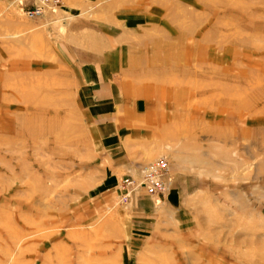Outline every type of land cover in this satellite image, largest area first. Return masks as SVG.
Returning <instances> with one entry per match:
<instances>
[{
  "label": "rangeland",
  "instance_id": "374dc122",
  "mask_svg": "<svg viewBox=\"0 0 264 264\" xmlns=\"http://www.w3.org/2000/svg\"><path fill=\"white\" fill-rule=\"evenodd\" d=\"M22 1L0 0V264H264V0ZM158 158L165 189L124 198Z\"/></svg>",
  "mask_w": 264,
  "mask_h": 264
},
{
  "label": "built area",
  "instance_id": "2783aa9c",
  "mask_svg": "<svg viewBox=\"0 0 264 264\" xmlns=\"http://www.w3.org/2000/svg\"><path fill=\"white\" fill-rule=\"evenodd\" d=\"M35 1L37 3L27 12L29 16H39L44 10L54 11L60 3V0ZM167 169V163L164 158H158L149 162L146 166H141L138 178L128 177L120 180L119 187L122 190L123 197L129 196L137 187H143V189L152 194L163 191L166 186Z\"/></svg>",
  "mask_w": 264,
  "mask_h": 264
},
{
  "label": "crops",
  "instance_id": "0c3cea01",
  "mask_svg": "<svg viewBox=\"0 0 264 264\" xmlns=\"http://www.w3.org/2000/svg\"><path fill=\"white\" fill-rule=\"evenodd\" d=\"M24 4L23 5H25V4H28V3H30V4H32V1H29V0H23L22 1ZM146 93V94H148V93H150V92H152V90H151V88H149V89H147V88H140V89H138V88H136V90L133 92V94L135 93V95L134 96H136V98L137 99H135L134 100V102L132 103L133 104V107L136 109V110H141V109H143V113H144V115H143V117H141V119H142V121L145 123V122H153V120L152 119H149L148 117H146L145 115V113H148V110L147 109H145V108H139L138 109V107H137V105L135 106L134 105V103H135V101L136 100H141V98H139V97H137V96H141V94L142 93ZM153 93V92H152ZM137 94V95H136ZM154 94H155V96H157V97H159V98H162V97H160V93H159V91L158 90H155L154 89ZM141 123V122H140ZM128 136V135H127ZM129 154H131V158H129L130 156H129ZM149 154H148V152L147 151H145V152H143V153H140V154H134V153H132V151H130L129 153H128V161H130L129 163H136V162H142V160L144 161V160H148L149 159ZM120 169L121 170H123L122 172H125V170H129L130 168H129V166H127L126 167V165H124V166H120Z\"/></svg>",
  "mask_w": 264,
  "mask_h": 264
},
{
  "label": "bare ground",
  "instance_id": "6f19581e",
  "mask_svg": "<svg viewBox=\"0 0 264 264\" xmlns=\"http://www.w3.org/2000/svg\"><path fill=\"white\" fill-rule=\"evenodd\" d=\"M146 165H148V164H146ZM146 165H145V166H146ZM142 166H143V165H142ZM167 168H168V164H167Z\"/></svg>",
  "mask_w": 264,
  "mask_h": 264
}]
</instances>
